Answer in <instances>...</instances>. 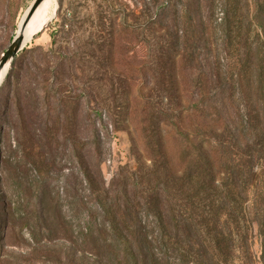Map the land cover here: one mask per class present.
<instances>
[{"label": "rangeland", "instance_id": "374dc122", "mask_svg": "<svg viewBox=\"0 0 264 264\" xmlns=\"http://www.w3.org/2000/svg\"><path fill=\"white\" fill-rule=\"evenodd\" d=\"M31 1L0 0V55ZM55 1L0 91V264H137L114 196L147 264H264V0ZM158 183L189 245L145 212Z\"/></svg>", "mask_w": 264, "mask_h": 264}, {"label": "trees", "instance_id": "16d2710c", "mask_svg": "<svg viewBox=\"0 0 264 264\" xmlns=\"http://www.w3.org/2000/svg\"><path fill=\"white\" fill-rule=\"evenodd\" d=\"M53 40V36H52ZM31 50L26 44L25 47L18 52L17 55L12 59L9 65V69L7 74L5 75L4 82L0 85V91L2 88H5V86L10 85L13 79L17 78L18 69L15 67L16 62L20 61L26 53ZM251 122V119H250ZM211 161L208 159V157L205 159V166L209 171H211ZM192 168L195 169L196 165H189L188 169ZM220 173V172H219ZM185 179L187 180V174H185ZM205 175L201 176V178H204ZM206 178V177H205ZM207 179V178H206ZM211 180V179H210ZM164 181H166V177L164 178ZM188 181V180H187ZM184 187V189H187L188 187H185L183 184H181V187ZM149 193L146 196V199H144L143 204L145 205V212L147 214H151L154 221H158V225L160 229L167 230L173 238L177 239L178 237L184 238V242L189 245L192 243L194 236L196 237L199 232L196 229L195 224L192 221V218L182 214V213H175L174 207L171 206V202L173 201V197L171 193L169 194L168 190L165 188V183H158L153 187L152 189H148ZM116 198V201L114 202V209L115 212H117L118 224L122 223L121 218L128 217L129 224L128 226H123L122 223V230L123 232L128 229V233L126 235L127 240L126 243H120L118 242L116 245H118V251L122 252L124 255H126V258L122 253L118 252L115 254L116 256L121 257L120 259H125L126 262H135L137 264H147V253H145V244L147 242L146 234L144 233V225H141L140 223L143 220L142 213L135 209L136 204L138 205L141 201H137V203H133L132 205H129L128 201L124 198H120L114 196ZM99 207L105 208L106 203L102 200L99 201ZM107 208V207H106ZM166 211L168 213L167 217V224L164 225L162 221L164 220V213ZM109 215H111L109 213ZM169 219V220H168ZM115 229L120 230V227L115 225ZM130 229V230H129ZM115 242V241H113ZM100 246L103 248L105 255L113 262V251H114V244L110 243L108 244L107 241H103L100 243ZM115 258V257H114Z\"/></svg>", "mask_w": 264, "mask_h": 264}, {"label": "water", "instance_id": "95a60500", "mask_svg": "<svg viewBox=\"0 0 264 264\" xmlns=\"http://www.w3.org/2000/svg\"><path fill=\"white\" fill-rule=\"evenodd\" d=\"M43 0H32L29 4V6L24 11L23 16L20 18L18 22L17 29L15 31V34L11 38L10 42L7 44L6 48L0 55V73L4 69L5 64L7 65V69L4 73L5 75L8 72L10 62L15 57V55L18 54L24 47L25 44L29 41L24 42V32L26 29V24L31 17V15L34 13V11L37 9V7L40 5V3Z\"/></svg>", "mask_w": 264, "mask_h": 264}, {"label": "bare ground", "instance_id": "6f19581e", "mask_svg": "<svg viewBox=\"0 0 264 264\" xmlns=\"http://www.w3.org/2000/svg\"><path fill=\"white\" fill-rule=\"evenodd\" d=\"M52 7V9H51ZM57 7L55 0H43L34 13L31 15L27 22V26L24 32V42L31 39V37L41 31L46 24V21L50 18L54 8ZM7 65L5 64L4 69L0 73V85L4 80V73Z\"/></svg>", "mask_w": 264, "mask_h": 264}]
</instances>
